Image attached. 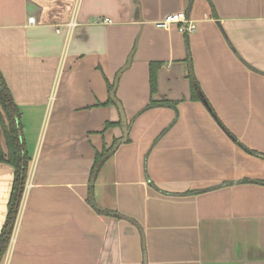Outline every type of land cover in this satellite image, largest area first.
Returning a JSON list of instances; mask_svg holds the SVG:
<instances>
[{"label":"crops","instance_id":"1","mask_svg":"<svg viewBox=\"0 0 264 264\" xmlns=\"http://www.w3.org/2000/svg\"><path fill=\"white\" fill-rule=\"evenodd\" d=\"M0 71L30 156L0 264H264V0H0Z\"/></svg>","mask_w":264,"mask_h":264},{"label":"trees","instance_id":"2","mask_svg":"<svg viewBox=\"0 0 264 264\" xmlns=\"http://www.w3.org/2000/svg\"><path fill=\"white\" fill-rule=\"evenodd\" d=\"M159 67V62L149 63V85L151 95L155 93L157 88L156 76ZM108 87L111 88L112 85H108ZM109 102H111V100ZM153 103L154 101L151 99L149 105ZM119 124V121H106L102 131ZM1 137H3L4 140V147L0 141V163H6L13 168V178L8 198L7 213L0 230V261L6 252L13 231L30 163V156L25 145L21 113L0 71V138ZM109 150L110 147L106 146H103L101 150H95L94 162L90 170V179L95 176ZM86 202L98 214L116 215L114 211L103 209L96 203L93 195L92 182H90L88 186Z\"/></svg>","mask_w":264,"mask_h":264},{"label":"built area","instance_id":"3","mask_svg":"<svg viewBox=\"0 0 264 264\" xmlns=\"http://www.w3.org/2000/svg\"><path fill=\"white\" fill-rule=\"evenodd\" d=\"M28 22H34L33 17L28 18ZM101 22H110L109 19L105 18ZM157 28H169L175 26L178 31L182 33H188L195 29L196 25L193 19H191L185 11H176L166 14L161 19L154 22Z\"/></svg>","mask_w":264,"mask_h":264},{"label":"water","instance_id":"4","mask_svg":"<svg viewBox=\"0 0 264 264\" xmlns=\"http://www.w3.org/2000/svg\"><path fill=\"white\" fill-rule=\"evenodd\" d=\"M190 75H191V78L193 79L192 77V74H191V71H190ZM115 85H116V81L114 83V86H113V89L111 90L110 92V96L113 100V102L116 104L118 110H119V113H120V121H121V130H122V137L117 139V141L113 144V146L111 147V149L109 150L108 154L109 155L112 151H114L116 149V147L120 144V143H123L126 141L127 139V135H128V124H127V118L126 116L124 115V111H123V108H122V105L121 103L115 98ZM193 85L196 89H198V86L196 84V82L194 81L193 79ZM199 96L201 97V100L202 102L208 106V103L207 101L203 98L202 94L200 93L199 90H197ZM208 109L210 110L209 106H208ZM106 155V156H107Z\"/></svg>","mask_w":264,"mask_h":264}]
</instances>
